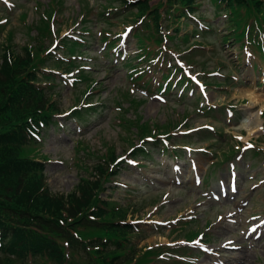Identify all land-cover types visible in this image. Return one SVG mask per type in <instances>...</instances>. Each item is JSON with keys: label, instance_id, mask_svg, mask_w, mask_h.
Segmentation results:
<instances>
[{"label": "rangeland", "instance_id": "1", "mask_svg": "<svg viewBox=\"0 0 264 264\" xmlns=\"http://www.w3.org/2000/svg\"><path fill=\"white\" fill-rule=\"evenodd\" d=\"M120 1L111 0L105 6L117 7ZM103 4L105 0L0 1V24L4 25L0 29V54L4 45L20 52L22 46L30 44L44 17L53 19L54 29L60 34L57 36L63 37L53 44L55 36L51 33V39L42 43L44 50H49L44 68H52V73L53 68L59 70L54 75V98L60 110L53 118L54 125L41 130L36 151L46 155L44 175L49 191L69 193L81 177L93 173L94 164H105L101 158L108 160L112 151L120 169L106 183L103 197L107 196L110 204L123 206V218L134 230L131 242L141 251L139 258L150 255V250L142 251L145 248L160 245L163 251L152 264H213L204 250L213 253L212 259L226 264H264V239L254 241L256 234L245 238L252 226L246 218L258 213V223L264 217V17L247 14L237 18L239 43L231 39L222 43L230 15L217 12L210 0H201L196 11L201 24L191 19L181 32L197 26L200 33L190 35L188 42L174 38L165 42L167 47L163 45L158 55L145 56L139 55L133 36L138 29L136 15L123 10L114 16L104 11ZM21 13L26 16L25 22L19 18ZM74 38L83 45L74 51L73 73L65 76L61 67H54L59 62L55 65L52 60L69 54L63 42ZM158 57H165L166 62L155 63ZM136 63L143 74L138 83L129 75L131 64ZM174 64L184 68L185 75L196 76L204 87L195 82L189 90L175 86L181 75L177 72L168 91L157 90L167 82L160 80L161 71ZM79 68L95 82L94 91L87 96H81V92L89 80L76 79ZM70 111H77L78 116L71 117ZM249 111L261 122L254 131L243 122ZM133 119L146 122L152 133L160 134H155L157 142L148 140L146 137L152 134L147 132L140 140L138 127L129 123ZM141 143L146 145L143 151L131 156L132 147ZM251 143L261 148L259 155L253 156L255 149H247ZM237 144L242 151L236 149ZM232 148L229 160L221 161ZM230 163L235 166V175ZM232 176L238 193L223 198L220 190ZM212 193L220 199L213 200ZM230 212L237 223L227 220ZM238 212L243 217L236 216ZM193 231L200 233L197 239L191 238ZM228 239L243 246L227 247L228 252L218 254L215 248ZM178 249L181 255H177ZM75 252V261L86 256L80 249Z\"/></svg>", "mask_w": 264, "mask_h": 264}, {"label": "trees", "instance_id": "2", "mask_svg": "<svg viewBox=\"0 0 264 264\" xmlns=\"http://www.w3.org/2000/svg\"><path fill=\"white\" fill-rule=\"evenodd\" d=\"M150 1L121 0L120 7L106 8L111 0H105L102 5L107 13L119 14L122 6L140 18L141 30L136 35L144 55L161 42L162 22L178 33L199 0ZM214 1L218 9L233 16L239 11L256 17L264 14V0ZM36 31L20 52L7 44L0 54V264H147L157 248L148 249L150 255L139 258L140 252L129 243L133 230L123 218V207L109 205L102 197L105 184L119 168L116 164L105 166L115 160L112 151L108 160L101 158L105 164H94L91 177H81L69 193L52 194L48 189L46 155L36 152L37 137L60 109L53 98V86L45 85L53 80L52 74L47 76L42 69L49 59L41 44L49 33L48 23L41 20ZM240 33L235 31L233 38L238 39ZM78 45L72 42L70 53ZM59 61L53 59L52 64ZM129 123L138 127L139 139H144L146 132L152 134L146 122L134 119ZM78 249L86 252L81 261L74 260Z\"/></svg>", "mask_w": 264, "mask_h": 264}, {"label": "bare ground", "instance_id": "3", "mask_svg": "<svg viewBox=\"0 0 264 264\" xmlns=\"http://www.w3.org/2000/svg\"><path fill=\"white\" fill-rule=\"evenodd\" d=\"M255 100H258V99H253V102ZM243 122L245 123V126H249L250 129H252V131L256 130L257 129V126L261 124V122L259 121V118L257 117V115L251 113L250 111L247 112L245 115H244V118H243ZM243 123V124H244ZM246 199V197H245ZM245 199L242 201V203L245 201ZM254 229L251 230V232L253 231ZM264 239V234L263 235H259L255 240L256 241H260ZM254 240V241H255ZM236 240L235 239H228V240H225L223 244H221L219 247L215 248L217 251L219 252H223V253H226L228 252V250L226 249V244L228 243H231V242H235ZM235 243H238V242H235ZM243 245H240V247H242ZM206 256L212 261V259L210 258L209 256V253L207 252L206 253Z\"/></svg>", "mask_w": 264, "mask_h": 264}, {"label": "snow or ice", "instance_id": "4", "mask_svg": "<svg viewBox=\"0 0 264 264\" xmlns=\"http://www.w3.org/2000/svg\"><path fill=\"white\" fill-rule=\"evenodd\" d=\"M249 147H251V145H249Z\"/></svg>", "mask_w": 264, "mask_h": 264}]
</instances>
